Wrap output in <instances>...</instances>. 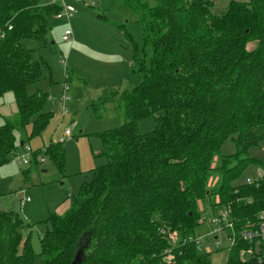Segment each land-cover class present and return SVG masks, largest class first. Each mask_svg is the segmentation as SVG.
Listing matches in <instances>:
<instances>
[{
	"label": "trees",
	"instance_id": "16d2710c",
	"mask_svg": "<svg viewBox=\"0 0 264 264\" xmlns=\"http://www.w3.org/2000/svg\"><path fill=\"white\" fill-rule=\"evenodd\" d=\"M213 5L126 0L142 32L131 66L139 83L103 90L93 102V108L113 103L123 113L118 128L100 134L106 163L89 171L67 211L42 221L38 253L30 243L33 226L1 211L0 264H34L36 257L39 264H73L75 257V264H168L163 255L172 249L171 264H212L210 253L182 246L201 225L198 202L217 195L212 206L230 207L236 231L264 212V179L240 184L248 166H263L247 152L264 141V0H230L220 14L210 12ZM58 10L44 0H0V100L11 93L16 107V118L0 125V168L53 117L39 85L52 82L51 69L22 43L48 47V21ZM250 42L255 47L248 51ZM150 117L153 129L139 133L137 124ZM227 139L235 152L212 168ZM31 155L33 166L45 155L63 168L62 144ZM215 171L220 182L210 190ZM168 233L176 235L177 248L166 242ZM246 247L235 241L225 264H264L242 257Z\"/></svg>",
	"mask_w": 264,
	"mask_h": 264
},
{
	"label": "rangeland",
	"instance_id": "374dc122",
	"mask_svg": "<svg viewBox=\"0 0 264 264\" xmlns=\"http://www.w3.org/2000/svg\"><path fill=\"white\" fill-rule=\"evenodd\" d=\"M229 1L214 0V5L210 8V12L212 14H220L225 10ZM233 1L246 2L247 0ZM93 2L96 4L94 7H89L87 3L81 1L71 3L75 12L69 23L65 20V22L57 21L54 17L50 18V30L48 34L50 44L48 47L39 49L38 44L31 40L23 41L22 43L26 49H33L35 56L36 54L42 56L43 60L49 65L52 73L51 88L55 91L53 96L56 98H61V89L63 90V87L68 85L67 83H63L64 70L66 71V68H68L67 71L71 74L70 79L72 84H69V87L77 85L81 86V88L84 87V90L89 92L100 82L99 79H96L100 74H105L113 79L111 77L112 70L119 69L120 72L124 70V65L119 64L120 62L113 56V52L124 51L125 55L128 56L127 59H131L130 62L132 63L134 53H137L141 48V27L136 15L126 6V0H93ZM53 22H59L60 26L55 27L52 24ZM51 26L53 27L52 31ZM67 27H70L72 32L73 30L76 33L79 32L81 36L80 43L75 34L71 56V59L75 60L71 63L68 61L71 48L61 40L64 28L66 29ZM81 44L84 46L83 48ZM134 45L137 47L135 52ZM254 47L255 43L250 42L247 44L246 49L251 51ZM77 50L81 51L83 57L79 53L77 55L74 54ZM127 82L131 86H136L139 83V79L129 76L126 78L124 84ZM46 84L48 85V81L39 83V85ZM107 85L111 90L117 89L119 86L116 85L115 87L112 80ZM96 97L93 99L95 100ZM80 98L76 102L71 101L70 98L66 107L70 108L71 105V108H75V104L78 103V112L72 114L68 109L69 113L62 119L60 107L54 105L51 108V103H49L50 106L48 107L47 105L46 110L51 111L53 114L49 126L41 136L29 140L26 144L31 152H34L47 142L48 146L49 144L58 143L63 131L70 129L73 137L68 141L66 140L62 145L65 148L62 170L55 166L45 155V161L37 167H30V165L20 166L10 160L7 165L0 168V212L13 211L26 224L33 226L30 243L36 253L39 252L40 235L45 230V225L42 221L50 215L52 204L63 195L64 199L59 203L60 205L64 203L62 208L66 204L71 203V198H68V201H66V197L77 194L82 182L89 180L88 174L91 169L93 170L106 163L105 156L102 153L101 132L116 129L123 123L122 110H118L115 104H98L91 109L88 105L89 103L86 104L84 102L83 95ZM109 105L112 107L110 108ZM56 114H59V117H56ZM15 118L16 107L14 97L11 93H6L0 100V125ZM153 127L154 120L150 117L137 124V131L144 134L150 132ZM80 131H83V133H80ZM235 149L233 141L227 139L222 143L220 154L213 158L211 167L218 166L220 156L231 155L235 152ZM247 155L249 158L263 162V166L257 167L253 164L248 166L242 174L240 183L257 186L264 179V141L258 147L249 149ZM257 170H260L263 177L253 180L252 184H247L246 180L248 178L256 177ZM219 182V173L216 171L210 173L208 188L212 190ZM21 192L24 193V198L29 199V202L23 206L19 205ZM216 197L217 195L212 197L211 200L209 199V201L206 199L202 203L198 202V209L201 211L205 221L196 228L195 233L199 238L203 237L204 240L201 243L200 249L201 251L210 253L211 263L225 264L228 255L227 245L224 240L225 234H219L218 240H213V234L205 235L214 230L209 223L211 217L209 209L213 207L212 205ZM215 205L212 209L218 210L215 214L217 216L224 207L217 205V202ZM218 207H221V209H218ZM234 231L237 232L238 230L236 231L234 228ZM216 242H220V244L215 245ZM246 249L247 247L240 252L242 253ZM251 257L250 253L244 254V258L247 260ZM34 264H39L37 257L34 260Z\"/></svg>",
	"mask_w": 264,
	"mask_h": 264
},
{
	"label": "built area",
	"instance_id": "2783aa9c",
	"mask_svg": "<svg viewBox=\"0 0 264 264\" xmlns=\"http://www.w3.org/2000/svg\"><path fill=\"white\" fill-rule=\"evenodd\" d=\"M85 2L89 7H93L95 3L93 0H44L45 5H55L59 8L58 12L55 14L56 19H63L65 21H69L73 16L75 10L71 3L74 2ZM7 30H11V26H8ZM3 37V34L0 35ZM61 40L63 42H71L72 41V31L70 28L64 30ZM69 91L68 85H65L62 90V96L59 99V107L61 110V114L65 115L67 113L66 104L69 100L67 95ZM71 131L66 129L61 135L58 143L63 144L66 140H69L71 136ZM45 148L40 151L43 153ZM31 152L28 146H25L22 152H18L12 156V161L16 162L19 165H29L31 162ZM36 160L42 164L44 162V158L42 155H38ZM257 174L255 178H248L246 180L247 184H252L253 180H258L263 177V174L260 170H257ZM23 192L20 193L19 205L23 206L25 203L29 202L28 198L23 197ZM250 203V201H248ZM231 210L230 207L226 206L222 208L220 213L217 216H213L210 218V223L213 226L214 230L211 234L214 235L215 239H217L219 234H225L224 240L227 245V248L231 247L235 241L239 240L247 243V249L243 253H250L258 262L264 260V212L259 213L257 219L255 221H247L243 224V226L237 231H234L233 222L230 219ZM204 217H201L198 220V224L204 223ZM164 234V232H161ZM166 242L169 244L171 248H173L177 244V238L174 233L165 234ZM237 238V240H235ZM203 238H185L182 240V246L185 244H194L198 249L201 248V243H203ZM220 242H216L215 245H219ZM179 244H177L175 248H177ZM173 250V249H172ZM172 250H166L163 255V260L168 263H174L175 255L172 253Z\"/></svg>",
	"mask_w": 264,
	"mask_h": 264
},
{
	"label": "crops",
	"instance_id": "0c3cea01",
	"mask_svg": "<svg viewBox=\"0 0 264 264\" xmlns=\"http://www.w3.org/2000/svg\"><path fill=\"white\" fill-rule=\"evenodd\" d=\"M96 5V4H95ZM94 5V6H95ZM93 6V7H94ZM54 17V16H53ZM73 17V16H72ZM71 17V18H72ZM55 18V17H54ZM56 19V18H55ZM57 21H63V22H65L63 19H56ZM70 21V20H69ZM69 21H66V22H68L69 23ZM48 23H49V21H48ZM55 27H58V26H60V24H59V22H53L52 23ZM52 26H51V31H52ZM67 28H70V27H67ZM66 28V29H67ZM64 30H65V28H64ZM72 31V30H71ZM75 34H76V36H77V39H78V41L81 43V36H80V34H79V32L78 33H76L74 30H73V32H72V41L71 42H67V43H64V44H66V45H69L70 47L69 48H71V52L69 53V58H68V61H69V63H71L72 61H74L75 59H71V56H72V53H73V46H72V44L74 43V38H75ZM62 37V36H61ZM38 44V43H37ZM38 46H39V44H38ZM72 46V47H71ZM81 47L83 48L84 46L81 44ZM33 50V49H32ZM120 50V49H119ZM123 50V49H122ZM81 54V57H83V54L81 53V51H79V50H77V51H75L74 52V54L75 55H77V54ZM38 55V54H37ZM113 56L117 59V60H119L118 62H120L119 64L121 65V64H123L124 65V70L122 71V72H120L119 71V69H115V70H112V74H111V77L113 78V79H111L109 76H107V75H105V74H100L99 76H97L96 77V79H99L100 80V82L94 87V88H92V91H89V92H91V93H89V92H86L84 89V87H82L81 88V86H77V85H73V86H71V88L69 87V84H72V81H71V74H69V72L67 71L68 70V68H66V71L64 70V81H63V83L65 84V83H67L68 84V87H69V91H68V93H67V95H68V97H69V100H68V102L70 101V98H71V101L73 100V102H76L77 100H79V98H80V96L81 95H83V99H84V102L86 103V104H88L90 107H91V109H93V102L99 97V95L102 93V91L103 90H106V89H110V87L107 85L108 84V82L109 81H111L112 80V82H113V84L115 85V87H116V85H119L118 87H117V89H114V90H123V89H125V88H128L129 86H131L130 85V83H126V84H124L125 83V80H126V78L127 77H129V76H133V73L131 72V66H132V63L130 62V60L131 59H127L128 58V56H126L125 55V52L124 51H121L120 50V52H113ZM112 60H114V59H112ZM122 67V66H121ZM71 68V70H73L74 72H75V70L74 69H72V67H70ZM77 74V73H76ZM134 77V76H133ZM76 81H77V79H76ZM51 84H52V82H48V85L46 84V85H41V88L45 91V92H47L48 93V99H47V103H48V107L50 106L49 105V103H51V108H53V106L54 105H57V106H59V99H60V97L59 98H56V97H54L53 95H54V93H55V91L51 88L52 86H51ZM113 86V85H112ZM61 91H62V89H61ZM95 96H97L96 98H95V100L93 99ZM80 100H81V98H80ZM94 100V101H93ZM67 102V103H68ZM71 103V102H70ZM67 105V104H66ZM76 106H75V108H71V105H70V108H67V113L65 114V115H62L61 114V110H60V115H61V119L64 117V116H66L68 113H69V110H70V113H72V114H74V113H76V112H78V103H76L75 104ZM109 107L111 108L112 106L111 105H109ZM59 108V107H58ZM69 109V110H68ZM56 117H59V114H56ZM70 130V129H69ZM65 131V130H64ZM63 131V132H64ZM107 131H110V130H107ZM45 132V131H44ZM43 132V133H44ZM102 132H106V131H102ZM101 132V133H102ZM42 133V134H43ZM80 133H83V131H80ZM41 134V135H42ZM40 135V136H41ZM61 136V135H60ZM59 136V137H60ZM71 136H72V134H71ZM73 137V136H72ZM71 137V138H72ZM52 138V137H51ZM51 138H50V140H51ZM70 138V139H71ZM69 139V140H70ZM31 140V139H30ZM68 141V140H67ZM29 142V141H28ZM48 143V142H47ZM47 143L46 144H43L42 145V147L41 148H45V147H47L48 145H47ZM65 143V142H64ZM63 143V144H64ZM62 144V145H63ZM26 145V144H25ZM50 145V144H49ZM26 146H28V145H26ZM40 148V149H41ZM40 149H38V150H40ZM63 150H64V153H65V148H63ZM41 151V150H40ZM45 161V160H44ZM16 163V162H15ZM38 165H41L40 163L38 164ZM38 165H36V166H34V167H37ZM20 166H22V165H20ZM33 165L32 164H30V167H32ZM103 166V165H102ZM30 169V168H29ZM92 170V169H91ZM90 170V171H91ZM81 182V181H80ZM240 184H242V183H240ZM244 184V183H243ZM62 185H63V183H62ZM64 195L63 196H61V197H59V199L57 200V201H55L53 204H52V206H51V213H55V214H58V215H62L65 211H67L68 210V208H69V206H70V203L69 204H66L63 208H62V206H63V204H59L64 198ZM68 198H70V195H68L67 197H66V201H68ZM65 201V202H66ZM62 208V209H61ZM218 209H221V207H218ZM210 210V215H211V217L210 218H212L213 216H215V214L218 212V210H214V209H212V208H210L209 209ZM50 213V214H51ZM202 217V216H201ZM204 220H205V218H204ZM209 223H210V221H209ZM210 225H211V223H210ZM212 226V225H211ZM213 227V226H212ZM212 233V230L209 232V233H207V234H205V235H209V234H211ZM194 237H197V238H199L197 235L196 236H194ZM200 238H203V237H200ZM212 238H213V240H218V237H217V239H215V237H213L212 236ZM228 249V248H227ZM206 253H209V252H206ZM244 254H246V253H241V256L242 257H244Z\"/></svg>",
	"mask_w": 264,
	"mask_h": 264
},
{
	"label": "water",
	"instance_id": "95a60500",
	"mask_svg": "<svg viewBox=\"0 0 264 264\" xmlns=\"http://www.w3.org/2000/svg\"><path fill=\"white\" fill-rule=\"evenodd\" d=\"M76 260H77V257H75L73 264H75V263H76Z\"/></svg>",
	"mask_w": 264,
	"mask_h": 264
}]
</instances>
